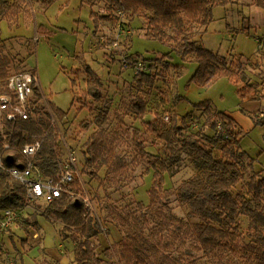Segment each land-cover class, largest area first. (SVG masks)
I'll return each mask as SVG.
<instances>
[{"label":"trees","instance_id":"obj_1","mask_svg":"<svg viewBox=\"0 0 264 264\" xmlns=\"http://www.w3.org/2000/svg\"><path fill=\"white\" fill-rule=\"evenodd\" d=\"M54 1L57 0L46 3ZM103 1L109 11V15L105 16L106 20L112 13L117 18L127 19L126 25L136 19H144L147 39L168 44L185 62H196L197 70L191 82L207 87L223 76L233 81L246 80L245 70L237 67L240 63L234 66L226 57L207 50L198 41L214 21V8L232 6L237 0ZM252 4L264 10V0H252ZM21 12L18 5L0 0V23L3 20L13 21ZM4 41L0 38L2 87L13 74V61L6 52ZM167 56L170 57L169 54ZM167 56L162 57V72L158 71L160 63H155L157 59L148 67L142 62L146 70L135 74L128 98L130 107L138 118L144 119L149 112L147 92L154 90L160 76L167 77L171 72ZM87 69L89 78L85 96L100 101L103 99V82L92 69ZM237 69L243 70L239 74L241 80ZM175 71L180 74V66L175 67ZM35 93V109L31 110L28 120L20 119L13 125L0 119V218L6 210H15L18 214V218L9 228L0 232V236L13 225L20 226V212L32 203L27 197L25 186L8 173L21 159L23 147L36 140L43 141L40 151L33 159L43 178L57 180L62 168V141L51 122L53 117L57 118V122H64L68 113L54 105H49L52 112L49 113L46 105H38V101L43 99L37 88ZM161 103L164 104L163 101ZM156 107V117L147 123V132L162 144V156L157 157L150 165L154 171L151 200L148 206L140 205L143 210L141 217L134 215L135 212L124 216L116 208L107 206L118 223L101 217V221H95L83 201L75 197L76 194L64 195L52 203H46L42 214L57 222L62 228L60 235L63 240L74 245L72 264H106L105 258L97 251V241L101 240L103 234L110 244L117 247L122 264H197L191 259L195 252L214 254L220 260L234 256L243 264H264V175L256 167L255 160L242 149V128L229 114L214 111L210 104L197 106V110L205 117L202 128L197 130L192 126L191 113L182 118L177 113H173L171 117L166 114L169 116V123L164 120L166 115L162 105L158 104ZM108 113L105 109L101 110L91 122L98 130L83 145L86 161L83 173L89 177H98L101 170L106 168L108 176L120 180L127 163L117 153V146L123 138L122 130L127 124L125 118L128 113L115 114L117 124L111 135L106 131V126L112 123ZM219 123L223 124L224 134L217 133ZM135 143L143 157L150 154L146 151L143 140L136 139ZM5 144H9V149L5 148ZM218 147L219 156L216 154ZM184 155L190 158L198 175L182 182L177 189V200L189 208L188 217L195 220V223L166 212L163 207L169 209V197L165 196L164 200L160 196L161 192H168L164 187L165 175L176 176ZM77 184H80L78 180L74 185ZM77 190L79 188L74 189V192ZM84 192L86 190L81 188L80 193ZM94 197L100 199L98 195ZM241 220L248 222L246 232L241 229ZM149 227L152 229L149 230ZM31 228L35 230L24 229L29 237L40 231L37 221ZM11 231L12 236L14 230L10 229V233ZM117 236L118 239H115ZM22 243L27 244L28 240H22ZM110 250L107 246L102 255H110ZM174 251H178V256L174 255Z\"/></svg>","mask_w":264,"mask_h":264},{"label":"rangeland","instance_id":"obj_2","mask_svg":"<svg viewBox=\"0 0 264 264\" xmlns=\"http://www.w3.org/2000/svg\"><path fill=\"white\" fill-rule=\"evenodd\" d=\"M47 1L10 2L11 5H18L22 12L13 21L3 20L0 23V38L5 40L6 52L13 61L12 73H34L38 78L46 95L38 101V105L48 103V106L54 105L68 113L64 122H57L56 117V121L51 122L62 141L60 160L63 163L66 158L65 143L77 151L79 173L85 184L73 185V189L79 188L75 197L82 200L87 196L91 200L95 221H101V217L118 223L107 206L116 208L124 216L135 212L134 215L141 217L143 210L140 205L145 207L150 204L154 181L150 165L162 156V144L147 132V123L155 119L158 104L170 117L173 113L181 118L191 113L190 120L196 130L202 128L205 122V117L197 110L199 105L210 104L216 112L231 114L244 134L242 149L256 161L258 169L264 168V41L259 42L264 38V10L253 6L252 0H237L232 6L214 8V21L198 39L203 47L226 57L234 66L240 63L237 67L245 70L246 80L233 81L223 76L207 87L191 82L197 70L196 62H185L168 44L145 37L144 19H136L126 25V32L129 33L119 37L118 25L121 22L127 24L128 20L117 18L113 13L106 20L109 11L103 0H57L50 4ZM165 55L171 63V72L167 77H159L154 90L147 92L146 89L149 112L144 119L138 118L128 98L135 77L133 61L144 62L148 67L158 59L155 63H160L158 71L162 72V57ZM177 66H180V74L175 71ZM87 68L92 69L103 82V99L100 101L85 96L89 78ZM243 70L237 69L239 79ZM103 109L109 112L112 122L106 126L108 135L116 129L115 114L128 113L125 118L127 124L122 130L123 138L117 146V153L127 163L120 180L108 176L106 168L98 177L83 173L86 164L83 145L98 130L91 122ZM136 139L144 141L146 151L150 153L148 156L140 154ZM216 154L220 155L219 147ZM177 172L175 177L167 174L164 177V187L168 192H161L160 196L169 197L170 203L169 209H163L195 223L188 217L189 208L177 200V189L183 181L197 176L198 172L187 155H184ZM80 187L86 190V195L80 193ZM95 195L100 199H96ZM45 205L43 201L38 204L32 202L20 212V226L16 224L10 228L14 230L13 240L10 229L0 236V264H57L63 260L73 263L74 245L63 240L60 235L62 228L57 222L42 214ZM35 221L40 231L29 237L24 229L35 230L31 228ZM241 229L247 231L246 220H241ZM25 239L27 244L22 243ZM97 244V251L105 258L106 264H122L117 247L110 244L104 234ZM107 246L111 248L110 255H102ZM173 253L176 256L179 254L178 251ZM191 259L197 264H243L234 256L220 260L214 254L204 255L203 252H195Z\"/></svg>","mask_w":264,"mask_h":264},{"label":"built area","instance_id":"obj_3","mask_svg":"<svg viewBox=\"0 0 264 264\" xmlns=\"http://www.w3.org/2000/svg\"><path fill=\"white\" fill-rule=\"evenodd\" d=\"M12 2L13 0H5ZM123 21V20H122ZM119 37L127 35L126 24L121 22L118 25ZM264 41L260 39V43ZM133 69L135 74H139L146 70L145 65L140 62H133ZM37 88L41 98H45V93L42 91L38 78L33 73H18L12 74L6 81L4 87H0V119L5 120L13 125H16L18 120H28L30 112L33 107V103L37 100L35 89ZM48 111L51 112L50 106L46 103ZM263 114L261 115V117ZM166 122H169V116L164 117ZM53 117V123L55 122ZM192 122V126H193ZM217 133L224 134L223 124L219 123L217 126ZM43 141L36 140L30 144H26L20 152L21 159L18 163L8 170V173L19 183L25 186L27 190V197L32 202L43 201L45 203H52L56 199L62 196H73L76 194L73 189V185L76 180L82 185L85 184L80 177L78 155L77 151L72 149L69 145L65 148L67 151L65 162L62 163V171L57 180L53 178H43L38 169L33 163V159L36 157L42 147ZM5 148L9 149V144H5ZM0 167L2 162L0 159ZM82 182V183H81ZM86 210L91 212L92 217L94 211L92 209V202L89 198H82ZM97 217V213H95ZM18 218V214L15 210H6L0 218V232L9 228L13 222Z\"/></svg>","mask_w":264,"mask_h":264},{"label":"crops","instance_id":"obj_4","mask_svg":"<svg viewBox=\"0 0 264 264\" xmlns=\"http://www.w3.org/2000/svg\"><path fill=\"white\" fill-rule=\"evenodd\" d=\"M228 114V113H227ZM236 122H237V120L231 115V114H229ZM263 119V118H262ZM238 123V122H237ZM239 125V124H238ZM255 165H256V161H255ZM261 165H263V164H261ZM259 170H262L263 171V175H264V168L263 167H261V168H259ZM35 233V232H34ZM64 262V263H63ZM57 264H71V263H69V262H65V260H63V261H61V262H58Z\"/></svg>","mask_w":264,"mask_h":264}]
</instances>
